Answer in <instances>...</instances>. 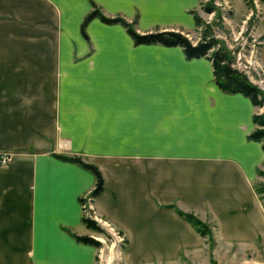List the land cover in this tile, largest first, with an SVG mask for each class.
<instances>
[{
	"label": "crops",
	"instance_id": "0c3cea01",
	"mask_svg": "<svg viewBox=\"0 0 264 264\" xmlns=\"http://www.w3.org/2000/svg\"><path fill=\"white\" fill-rule=\"evenodd\" d=\"M244 1V0H243ZM256 31L264 73V3ZM137 31L197 29L200 0H0V264H94L81 198L99 222L147 255L127 264H168L201 238L182 214L240 239L264 220L256 190L261 142L248 138L259 113L215 83L211 62L179 46L135 45ZM260 113H263L260 112Z\"/></svg>",
	"mask_w": 264,
	"mask_h": 264
},
{
	"label": "rangeland",
	"instance_id": "374dc122",
	"mask_svg": "<svg viewBox=\"0 0 264 264\" xmlns=\"http://www.w3.org/2000/svg\"><path fill=\"white\" fill-rule=\"evenodd\" d=\"M257 3V0H200L201 25H196L194 32L184 29L183 32L193 43L203 37L215 38L218 41L215 49L227 52L231 66L244 72L264 92V73L259 69L257 58L261 39L256 31L261 11ZM210 5L214 6L213 11L205 12L202 6ZM257 111L255 114L264 113V105ZM257 187L264 190V172L260 173ZM84 204L87 208L88 203ZM91 219L103 229L102 233L91 232V237L100 244L94 264H127L126 249H130L129 255L135 261L147 255L144 248H127L121 232L103 225L97 217ZM258 228L240 239H226L207 228V235L196 246L180 250L175 261L168 264H264V220Z\"/></svg>",
	"mask_w": 264,
	"mask_h": 264
},
{
	"label": "trees",
	"instance_id": "16d2710c",
	"mask_svg": "<svg viewBox=\"0 0 264 264\" xmlns=\"http://www.w3.org/2000/svg\"><path fill=\"white\" fill-rule=\"evenodd\" d=\"M259 3H264V0H257ZM247 3V1H246ZM205 12H212L213 5L202 6ZM97 18L102 23L112 25L119 24L125 28L126 32L132 39L135 45H162L167 47L179 46L182 48L183 53L187 59L205 57L211 62L215 83L220 90L227 93H240L249 98L251 103L256 107L264 105V92L253 84L246 74L236 68H233L230 64V57L222 48H216L218 41L213 38H200L196 43H193L183 32V29H167V30H155V31H137L135 28V22H128L121 16L108 17L105 16L97 7H93L92 10L84 17L81 24V33L85 39H88L85 32L86 26L92 19ZM195 24L201 25L199 17L194 15ZM253 123L255 129L249 134L248 138L253 141L261 142L262 149L264 151V113L253 115ZM57 158L75 163L83 169L89 171L94 177V186L89 194V197L93 199L103 190V177L98 168L89 162H85L80 156L76 155H56ZM257 192L262 196V205L264 208V190L258 189ZM81 204L85 203V199H80ZM182 216L192 224L201 236L207 235V228L204 223L195 218L191 214H182ZM82 222L86 228L103 232L102 226L95 220H92L85 214V208H83ZM75 240L79 243L90 245L99 248L100 244L95 239L89 236H74ZM97 259V258H96Z\"/></svg>",
	"mask_w": 264,
	"mask_h": 264
},
{
	"label": "built area",
	"instance_id": "2783aa9c",
	"mask_svg": "<svg viewBox=\"0 0 264 264\" xmlns=\"http://www.w3.org/2000/svg\"><path fill=\"white\" fill-rule=\"evenodd\" d=\"M257 4H258V3H257ZM10 160H11L10 155L0 154V162H1V163H7V162H9ZM88 198H89V199H88L87 201L85 200V202L88 203L87 208H85V204L83 205V208H85V214H86L89 218H94V219H96V217H95V213H94V209H93V207L91 206V203H90L91 198H90V197H88Z\"/></svg>",
	"mask_w": 264,
	"mask_h": 264
},
{
	"label": "bare ground",
	"instance_id": "6f19581e",
	"mask_svg": "<svg viewBox=\"0 0 264 264\" xmlns=\"http://www.w3.org/2000/svg\"><path fill=\"white\" fill-rule=\"evenodd\" d=\"M107 260L109 261L110 259L108 258Z\"/></svg>",
	"mask_w": 264,
	"mask_h": 264
}]
</instances>
